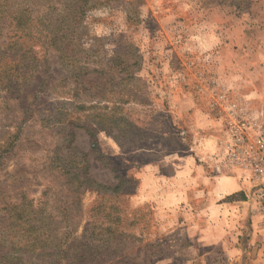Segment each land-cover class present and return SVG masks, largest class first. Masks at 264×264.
I'll use <instances>...</instances> for the list:
<instances>
[{
	"label": "rangeland",
	"instance_id": "obj_1",
	"mask_svg": "<svg viewBox=\"0 0 264 264\" xmlns=\"http://www.w3.org/2000/svg\"><path fill=\"white\" fill-rule=\"evenodd\" d=\"M81 4L63 18L75 0H0V264H46L32 249L20 252L25 240L54 235L61 250L71 232L83 243L68 251L76 264H256V245L264 259L250 182L212 162L226 129L220 94L254 98L226 88L199 97L190 49L200 45L194 30L207 32L218 9L255 15V30H264V0ZM192 153L208 177L246 183L229 199H242L244 211L222 225L232 233L226 246L196 231L209 195L167 178ZM168 193L180 200L162 210ZM246 242L251 248L241 257Z\"/></svg>",
	"mask_w": 264,
	"mask_h": 264
},
{
	"label": "crops",
	"instance_id": "obj_2",
	"mask_svg": "<svg viewBox=\"0 0 264 264\" xmlns=\"http://www.w3.org/2000/svg\"><path fill=\"white\" fill-rule=\"evenodd\" d=\"M252 20L254 24L250 25L249 22ZM252 20L245 11H237L233 14L227 9L223 13L218 9L207 32L202 33L194 30L193 35L201 38L198 41L200 45H193V48H190L193 56L198 58V62H196L198 65L196 69H192V73L196 89L200 90V92L198 91L199 97L201 91L204 90L209 93L210 89H240L245 93L247 91L248 98H254L252 104L255 107L264 108V30L258 28L256 31L255 24L258 21L255 15L252 16ZM204 38L207 45L203 43L202 39ZM183 65L184 69H189L186 64ZM201 97L204 98V95ZM194 153L178 158L175 163V172L173 175H168L167 178L182 185L193 184L195 191L200 192L201 195H209L210 205L207 206V203L202 205L204 209L199 214L196 231L202 234L201 236L209 234L214 241L221 240L226 246V243L230 242L228 235L232 233L227 230L228 226L222 225H226L225 220L230 216L240 215L242 217L244 211L238 208L244 202L242 199L236 198L233 201L229 199L233 194L242 193L243 185L246 183L242 182L240 178L232 176H216L214 179L208 177L204 173L203 164L197 162ZM202 188L209 192L206 193ZM187 195L186 201L189 200ZM162 197L160 208L165 210V207L170 208L168 205H171L170 202L173 198H177V194L171 197L168 193ZM212 218L214 222H211ZM244 221L246 220H242V223L238 224L240 229L236 227V234H242ZM194 227L192 226L193 229H195ZM227 248L231 254L237 249L235 244ZM248 248H251L250 242L241 244V257L244 256V251ZM253 249L256 250V260L253 262L259 264L260 260L264 261L258 246L256 245Z\"/></svg>",
	"mask_w": 264,
	"mask_h": 264
},
{
	"label": "built area",
	"instance_id": "obj_3",
	"mask_svg": "<svg viewBox=\"0 0 264 264\" xmlns=\"http://www.w3.org/2000/svg\"><path fill=\"white\" fill-rule=\"evenodd\" d=\"M217 101L227 118L212 162L217 171L237 169L248 179L254 211L264 226V108H256L247 99L232 100L227 93Z\"/></svg>",
	"mask_w": 264,
	"mask_h": 264
},
{
	"label": "trees",
	"instance_id": "obj_4",
	"mask_svg": "<svg viewBox=\"0 0 264 264\" xmlns=\"http://www.w3.org/2000/svg\"><path fill=\"white\" fill-rule=\"evenodd\" d=\"M75 3H77L76 7L66 9V12H67L66 14L64 11V13L62 15L63 18H64V16L66 17V15H69L71 13L78 14L79 11L83 10V4H81L82 0H75ZM16 12H17V10H15V13ZM62 23H64V22H62ZM15 25H16V27H15L16 31H18V29L20 28V20H16ZM16 33L18 34V32H16ZM129 45H130L131 50L135 49L132 44H129ZM128 76H129V73H128ZM81 107L84 108L85 106H81ZM73 124H74V122H69V125H73ZM86 127L88 128V132H89L91 138L94 140L95 133H94V130L92 129V126H90L91 128L88 126H86ZM92 184H96V183L92 182ZM84 185H87V184L80 180L79 181V189H80L81 193H82V189H84V187H86ZM97 186L104 187L102 184H97ZM113 189L116 190L117 186H115ZM30 228L32 230L31 231L32 233H37L35 226H30ZM70 234L73 236V238L71 240L72 243H71L70 247H68V248L64 244L61 243V250H60V246L58 247V244H57L59 242L58 238L55 237L54 235H52V236L47 235L46 240L42 239V238L38 239L37 237H33L29 240H25L26 246L20 248V252L22 249H24V251L27 253L29 249H32V251H34V253L31 256L35 257L37 260H41V258L42 259L49 258L50 261H47L46 264H48V263L49 264H76L73 262V260L68 259V251L69 250L76 251L74 248H77V250L80 248V250H81V246L83 245V243H82V241H80V239L78 241H75V239L77 238L75 235L76 232H71ZM24 239H28V238L26 237ZM37 249H40V251L36 252ZM78 264H80V263H78Z\"/></svg>",
	"mask_w": 264,
	"mask_h": 264
}]
</instances>
